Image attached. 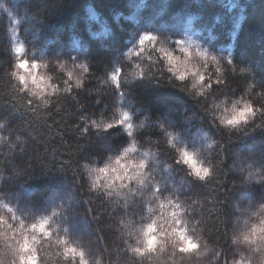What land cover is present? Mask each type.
<instances>
[{"label":"clouds","instance_id":"9594fccd","mask_svg":"<svg viewBox=\"0 0 264 264\" xmlns=\"http://www.w3.org/2000/svg\"><path fill=\"white\" fill-rule=\"evenodd\" d=\"M0 264H264V0H0Z\"/></svg>","mask_w":264,"mask_h":264},{"label":"trees","instance_id":"16d2710c","mask_svg":"<svg viewBox=\"0 0 264 264\" xmlns=\"http://www.w3.org/2000/svg\"><path fill=\"white\" fill-rule=\"evenodd\" d=\"M232 2H234V0H232ZM254 39H255V36L254 35H251V36L248 37L247 42L248 43H251V41L254 40Z\"/></svg>","mask_w":264,"mask_h":264}]
</instances>
